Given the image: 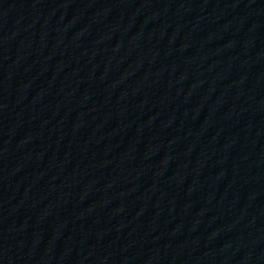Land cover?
I'll return each instance as SVG.
<instances>
[{
	"label": "water",
	"instance_id": "1",
	"mask_svg": "<svg viewBox=\"0 0 264 264\" xmlns=\"http://www.w3.org/2000/svg\"><path fill=\"white\" fill-rule=\"evenodd\" d=\"M163 264H264V0H224Z\"/></svg>",
	"mask_w": 264,
	"mask_h": 264
}]
</instances>
